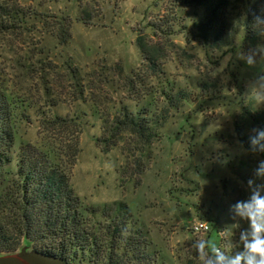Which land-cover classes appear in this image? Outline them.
<instances>
[{"label":"rangeland","instance_id":"374dc122","mask_svg":"<svg viewBox=\"0 0 264 264\" xmlns=\"http://www.w3.org/2000/svg\"><path fill=\"white\" fill-rule=\"evenodd\" d=\"M201 13L197 0H0V90L27 106L20 134L36 145L77 137V196L127 206L169 264L242 251L249 222L235 206L264 196V150L250 142L249 116L264 111V88L253 86L264 76V29L213 50L193 34ZM243 15L237 6L232 25ZM250 53L252 67L240 58ZM145 107L158 121L147 142L104 134L121 110ZM48 110L65 122H44ZM199 221L208 230L194 233Z\"/></svg>","mask_w":264,"mask_h":264},{"label":"trees","instance_id":"16d2710c","mask_svg":"<svg viewBox=\"0 0 264 264\" xmlns=\"http://www.w3.org/2000/svg\"><path fill=\"white\" fill-rule=\"evenodd\" d=\"M197 1L202 13L195 15L192 27L202 46L218 51L230 47L239 32L244 43L253 42L264 29V0ZM239 5L244 15L233 26L230 17ZM58 36L67 40L68 29L61 27ZM26 112V105L0 90V252L16 250L25 240L67 264H169L143 230L130 222L127 206L83 204L71 184L78 138L70 144L51 138L40 145L27 141L19 132L20 123L28 120ZM41 116L56 126L66 120L52 110ZM249 116L254 137L256 130H264V111ZM157 124L147 107L123 109L104 134L127 132L147 142Z\"/></svg>","mask_w":264,"mask_h":264},{"label":"clouds","instance_id":"9594fccd","mask_svg":"<svg viewBox=\"0 0 264 264\" xmlns=\"http://www.w3.org/2000/svg\"><path fill=\"white\" fill-rule=\"evenodd\" d=\"M256 20H261V17H256ZM241 59L250 66H254L256 60L250 53L248 56L241 55ZM264 76H258L254 82V87L258 89L264 88ZM261 102H264V91L260 94ZM257 135L250 138L253 146H260L264 150V130H256ZM261 171H264V162L260 165ZM237 214L249 222V228L241 234V243L243 250L227 256L214 249L215 260L210 264H264V196L258 192H254L247 201L238 202L235 206Z\"/></svg>","mask_w":264,"mask_h":264},{"label":"water","instance_id":"95a60500","mask_svg":"<svg viewBox=\"0 0 264 264\" xmlns=\"http://www.w3.org/2000/svg\"><path fill=\"white\" fill-rule=\"evenodd\" d=\"M0 264H67L65 261L42 253L32 248L31 244L23 241L13 251L0 252Z\"/></svg>","mask_w":264,"mask_h":264},{"label":"built area","instance_id":"2783aa9c","mask_svg":"<svg viewBox=\"0 0 264 264\" xmlns=\"http://www.w3.org/2000/svg\"><path fill=\"white\" fill-rule=\"evenodd\" d=\"M191 230L194 232V233H199V232H205L208 230V225L206 222L204 221H199V222H196V223H193L192 226H191ZM219 250V249H218Z\"/></svg>","mask_w":264,"mask_h":264}]
</instances>
